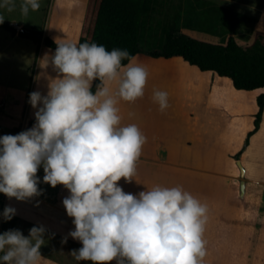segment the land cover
Listing matches in <instances>:
<instances>
[{
  "label": "clouds",
  "instance_id": "clouds-1",
  "mask_svg": "<svg viewBox=\"0 0 264 264\" xmlns=\"http://www.w3.org/2000/svg\"><path fill=\"white\" fill-rule=\"evenodd\" d=\"M39 0H21L23 16L38 11ZM16 0H0V9L14 11ZM5 17L0 14V24ZM54 54L45 53L35 79L48 81L47 94L30 93L36 123L16 135L0 136V193L24 201L43 194L37 175L53 188L63 185V200L74 218L69 236L81 242L77 261L92 264H203L208 207L183 186L155 185L138 194L125 192L147 137L139 126L122 124L121 101L145 94L149 72L127 49H106L95 42L56 40ZM127 60V63L122 61ZM52 67L56 76L47 69ZM99 81L93 91V82ZM115 85V88L113 87ZM160 111L169 107V93L153 89ZM130 116L134 113H130ZM17 214L6 206L10 221ZM46 229L33 226L0 234V264H38ZM62 243H67V237Z\"/></svg>",
  "mask_w": 264,
  "mask_h": 264
},
{
  "label": "crops",
  "instance_id": "crops-1",
  "mask_svg": "<svg viewBox=\"0 0 264 264\" xmlns=\"http://www.w3.org/2000/svg\"><path fill=\"white\" fill-rule=\"evenodd\" d=\"M89 1L83 0L81 4L79 0H66L68 10L66 24L64 27L57 28L50 34L49 38L54 42L67 40L79 44L83 35ZM168 6H174L171 0L155 1L157 8ZM21 27L23 28L24 25L22 24ZM23 41L32 42L21 38L18 34L0 29V67L5 68L11 74L17 70L31 71L32 92L40 91L46 95L48 81L44 78L36 80L35 77L43 71L39 65L45 53L54 54L56 49L46 46L39 47L36 44V50H34L31 44ZM40 52L41 58L37 72L34 69L36 61L33 58L34 56L37 57V53ZM136 58L137 62L144 65L149 72L145 88L148 100L139 98L131 103L121 101L119 107L123 117L122 124L134 123L138 125L147 137V142L143 146L142 154L137 161L133 180L127 182L121 178L118 184L125 192L133 194L146 190V186L148 188L155 185L183 186L185 190L191 192L208 207L204 239L206 246L210 247L209 254L212 257H218L223 264H264V175L262 170H256L255 173V170L248 169V164L251 162L245 158V148L242 149L243 152L239 159H236L235 156L240 151L237 154H231L229 160H214L206 168L199 161L190 160L195 147L193 143H189L188 137H181L179 133L185 129H195L200 125V121L197 119V117L199 118L197 115L199 107L196 105L202 102L194 100L193 94L197 93L198 90H190L194 82L190 74L186 73L185 68L191 65L181 58L157 59L148 55L143 56V54ZM160 60L165 62H160ZM52 70V67L49 66L47 72L51 75ZM211 81L214 84L216 79L213 78ZM94 83L95 81L93 85ZM11 85L0 86V133L5 132V128L10 129V125L15 119L12 113L6 118L7 113L4 110L8 107V103L20 105L22 102L20 97H16L18 89ZM113 87L115 88V85ZM212 88L214 89L213 85ZM153 89H160L169 93V107L163 112L160 111L159 105L152 100ZM205 90L203 92L199 90L200 96H197L201 97ZM255 93L256 97L253 102L248 103L244 100L251 107H255L258 96L264 93V90L255 91ZM211 96L212 98L226 97L225 95L216 96L214 94ZM27 109V121L26 124L24 123L22 131L33 127L27 122L35 117L36 109L31 106L29 101ZM258 110L257 107L256 112L250 113L249 111L243 116L244 120H248L251 126L249 133L255 128L254 120ZM130 113H134V115L130 116ZM263 120L264 114L261 125ZM261 125L255 135L261 131ZM171 126L174 128L171 131L172 135L169 136L165 133L167 138L162 137L161 127L168 129ZM156 134L158 137H155ZM182 139L185 144L177 145ZM177 151H180L181 155L176 153L174 156V152ZM238 163L245 168L244 174H241ZM215 164L221 166L222 170L215 169ZM251 172H253L252 175ZM44 174L41 166L37 175L41 180L38 187L43 191L42 195L24 201L5 196L1 203L5 207H14L17 210L15 216L28 221L31 227L43 226L46 231L64 238L67 237V239L81 244L69 236V232L75 229L74 218L67 215L63 204L64 198L70 195L69 190L63 185H57L53 188L50 184L44 183ZM41 255L42 258L38 264H68L51 257L46 252H41Z\"/></svg>",
  "mask_w": 264,
  "mask_h": 264
},
{
  "label": "rangeland",
  "instance_id": "rangeland-1",
  "mask_svg": "<svg viewBox=\"0 0 264 264\" xmlns=\"http://www.w3.org/2000/svg\"><path fill=\"white\" fill-rule=\"evenodd\" d=\"M208 2H213L217 7L225 8L231 11V14L228 12L227 19L224 18L223 22L219 25L217 29L210 28L209 24L205 25V31L199 35L206 36L209 38H214L219 41H223L228 35H233L237 37L242 42H249L255 35H261L264 37V0H203ZM40 8L38 11L29 10L27 16H23L20 11L21 0H16V8L12 12H8L6 9H0V14H3L5 21L14 22L23 28L32 29L38 32L43 33L44 38H49L50 34L53 33L57 28L64 27L67 21V6L66 0H39ZM82 4L83 0H79ZM187 0H171V3L174 6H168L164 8H157L158 12L155 16V22L163 21L165 17L174 19L178 12H182V5L186 3ZM193 9V10H192ZM201 7L197 8V13L200 14ZM207 9V8H205ZM188 10L194 11L192 5ZM231 15V20L230 16ZM213 18V16H212ZM171 19H168L171 21ZM209 19L211 17L209 16ZM233 19V21H232ZM209 23V22H208ZM208 27V28H207ZM3 32V31H1ZM163 37L160 33L157 34L156 40L157 44L152 42L151 44H143V50L146 52L143 56H147V52L158 51L161 47ZM28 42L33 46V49L36 50V43L33 41H23ZM42 47L46 46L44 43ZM48 47V46H46ZM149 56V55H148ZM41 58V52L37 57L34 56L36 64L34 69L37 71V67ZM141 60V59H139ZM153 60V59H152ZM156 62V61H155ZM160 62H165L160 60ZM159 69V68H158ZM53 71V70H52ZM50 71V72H52ZM186 73L190 74L192 81V86L190 90H198L197 93L193 94L194 100L202 101L196 106L199 107V118L200 125L195 129H185L179 133L181 137H188L189 143H193L195 149L191 153L190 160H197L202 164L204 168L209 167L214 160H229L231 154H237L243 148L246 149L245 158L251 164H248V169L258 171L262 170L264 175V120L261 125V131L258 132L255 136L252 135L249 137L250 125L248 120H244L243 116L250 111L256 112L258 105L251 107L247 105L246 102L251 103L256 97V93H246L241 92L235 89L233 83L224 78H220L215 73H203L200 70L186 66ZM38 72V71H37ZM36 72V73H37ZM25 76L23 77V75ZM51 76L55 77L56 73L53 71ZM216 79L214 84L212 79ZM24 79V80H23ZM211 81V83H210ZM12 84V85H11ZM16 86L18 89L16 97H20L21 104L15 105L11 102L8 103V107L4 110L6 111V118L12 113V116L15 118L10 125V129L5 128V132L0 133V136L11 134L14 135L16 130L22 132L25 122L27 121L26 116L28 113L27 103L30 98V93H32L33 83H32V72L31 71H6L5 68L0 67V86ZM214 86V89L212 88ZM206 89V90H205ZM199 90L205 92L200 96ZM209 92H208V91ZM212 94L219 96L225 95L226 97H217L212 98ZM145 101L148 100V94H144L142 97ZM141 98V99H142ZM197 98V99H196ZM203 98V99H202ZM12 108V109H11ZM196 115V116H197ZM151 121V120H150ZM25 123V124H24ZM36 123L35 117L32 120L27 122L28 125H34ZM163 133L162 137L166 135H172V126L168 129L161 127ZM177 134V133H176ZM160 135V136H161ZM155 137H158L156 134ZM252 137V138H251ZM167 138V136L165 137ZM185 144L183 139L179 140L177 145L182 146ZM181 155L180 151L174 152ZM241 174H244L245 168L242 167L239 163ZM215 169L221 171L222 167L215 164ZM253 172H251L252 175ZM6 195L0 193V214L3 213L5 205L1 203L2 198ZM7 222L0 215V234H3L5 231L9 230V225H4ZM14 223V229H19L23 232L25 236L29 235V230L32 228L28 221L20 219L19 217L14 216L13 219L8 221V223ZM7 226V227H6ZM64 240L63 236H59L53 232H45V244L41 247V252H46L51 257L61 260L68 264H92L91 261H77L75 260L71 252L73 249H79L82 247V244L73 242L70 239H67V243H62ZM210 247L206 246V256L203 259V264H223L222 260H219L218 257H212L209 254Z\"/></svg>",
  "mask_w": 264,
  "mask_h": 264
},
{
  "label": "trees",
  "instance_id": "trees-1",
  "mask_svg": "<svg viewBox=\"0 0 264 264\" xmlns=\"http://www.w3.org/2000/svg\"><path fill=\"white\" fill-rule=\"evenodd\" d=\"M155 1L90 0L80 43L95 42L109 51L113 48L127 49L137 57L146 53L143 44L158 43L156 37L161 31L164 42L158 51L147 52L149 56L157 59L181 58L202 72H214L230 80L238 91L264 90L263 36L255 35L249 42H242L233 35H228L223 41L201 37L199 34L207 31L205 25L217 29L224 18L227 19L228 12L231 14V11L203 0H187L181 7L182 12H178L174 19L165 17L163 21L154 23L158 12ZM190 3L194 11L188 10ZM198 7L202 8L200 14L197 13ZM0 29L18 34L39 47L42 43L53 49L58 46L52 39L44 38L43 33L22 28L14 22L4 21ZM122 63L126 64L127 60ZM97 83L99 81H95L93 91ZM257 105L259 110L255 115V128L249 137L260 129L264 114V93L258 96ZM18 133L19 130H16L14 135ZM242 152L235 158L239 159ZM4 225H9V230L14 229L13 222L7 221Z\"/></svg>",
  "mask_w": 264,
  "mask_h": 264
}]
</instances>
